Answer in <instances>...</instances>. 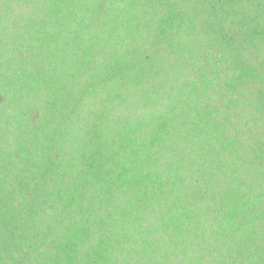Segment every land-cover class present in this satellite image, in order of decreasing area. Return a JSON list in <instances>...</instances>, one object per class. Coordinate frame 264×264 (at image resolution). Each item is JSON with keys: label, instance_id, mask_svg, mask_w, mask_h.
<instances>
[{"label": "trees", "instance_id": "trees-1", "mask_svg": "<svg viewBox=\"0 0 264 264\" xmlns=\"http://www.w3.org/2000/svg\"><path fill=\"white\" fill-rule=\"evenodd\" d=\"M0 264H264V0H0Z\"/></svg>", "mask_w": 264, "mask_h": 264}]
</instances>
